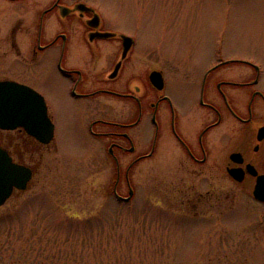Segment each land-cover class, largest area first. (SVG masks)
Wrapping results in <instances>:
<instances>
[{
	"label": "flooded vegetation",
	"instance_id": "af4514ba",
	"mask_svg": "<svg viewBox=\"0 0 264 264\" xmlns=\"http://www.w3.org/2000/svg\"><path fill=\"white\" fill-rule=\"evenodd\" d=\"M85 1L0 0V14L4 3L14 12L8 21L0 17V81L38 92L53 124L46 143L22 126L0 130V147L31 169L27 185L46 155L88 160L98 168L96 179L110 181L109 195L128 202L134 168L157 162L178 200L162 207L192 217L202 215L205 201L210 210L214 195H228L231 184L251 195L258 181L264 185V53L255 61L221 56L197 74L187 60L139 46ZM123 36L131 42L126 52ZM45 75L61 82L51 86L55 94L64 93L87 118V143L71 152L79 155L62 153L54 114L29 83ZM147 120L151 134L141 128ZM121 182L126 196L118 193Z\"/></svg>",
	"mask_w": 264,
	"mask_h": 264
},
{
	"label": "rangeland",
	"instance_id": "374dc122",
	"mask_svg": "<svg viewBox=\"0 0 264 264\" xmlns=\"http://www.w3.org/2000/svg\"><path fill=\"white\" fill-rule=\"evenodd\" d=\"M85 2L139 46L187 60L197 74L221 56L255 61L264 53V0ZM4 6L0 17L8 21L13 4ZM29 83L54 114L62 153L79 155L71 152L87 143L84 112L71 108L64 93L55 94L51 86L59 80L34 76ZM141 126L151 134L149 120ZM94 166L44 157L27 188L0 207V264H264V203L251 193L231 184L228 195H214L210 210L205 201L202 215L184 216L162 207L178 200L171 181L161 179L159 163L134 168L128 202L109 195L110 181L96 179ZM121 185L118 193L126 196Z\"/></svg>",
	"mask_w": 264,
	"mask_h": 264
},
{
	"label": "water",
	"instance_id": "95a60500",
	"mask_svg": "<svg viewBox=\"0 0 264 264\" xmlns=\"http://www.w3.org/2000/svg\"><path fill=\"white\" fill-rule=\"evenodd\" d=\"M77 6L82 7L83 4ZM107 35L103 33L102 36ZM123 36L124 52L131 43ZM22 126L46 143L53 136V124L47 115L44 98L29 86L12 80L0 81V129L11 130ZM31 177V169L13 162L7 151L0 147V205L11 195L13 189H25ZM253 197L264 201V185L259 181L253 189Z\"/></svg>",
	"mask_w": 264,
	"mask_h": 264
}]
</instances>
